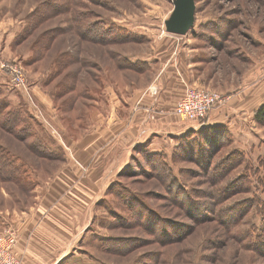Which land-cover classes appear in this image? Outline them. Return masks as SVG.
<instances>
[{
	"label": "rangeland",
	"instance_id": "obj_1",
	"mask_svg": "<svg viewBox=\"0 0 264 264\" xmlns=\"http://www.w3.org/2000/svg\"><path fill=\"white\" fill-rule=\"evenodd\" d=\"M178 2L0 0V64L19 66L24 75L14 87L0 67V99L32 130L19 129L17 137L0 128V145L26 178V187L0 179L2 221L33 205L52 174L69 166L61 132L80 138L96 109H110L111 86L126 98L150 81L153 71L143 70L151 52L176 42L168 29ZM194 2L184 39L204 60L201 83L191 87L223 95L221 104L227 89L254 79L264 85V0ZM32 17L40 21L28 31ZM256 127L242 138L214 126L208 148L188 131L177 143L189 151L196 137L192 154L134 156L91 210L74 212L78 234L61 264H264V122ZM37 138L52 157L30 149ZM67 224L65 215L59 226Z\"/></svg>",
	"mask_w": 264,
	"mask_h": 264
},
{
	"label": "crops",
	"instance_id": "obj_2",
	"mask_svg": "<svg viewBox=\"0 0 264 264\" xmlns=\"http://www.w3.org/2000/svg\"><path fill=\"white\" fill-rule=\"evenodd\" d=\"M187 32L175 34V43L159 45L151 52L143 71L153 73L145 85H136L126 98L111 86L110 109L106 114L96 109L80 138L61 132L58 141L64 164L69 166L52 174L28 209L10 220L0 218V230L11 225L17 232L14 252L21 257L20 264H61L78 234L73 231L78 223L72 219L74 212L79 216L81 210H91L112 186V179L126 170L142 149L166 156L177 150V142L191 130L223 127L232 137L238 134L243 138L257 129L254 112L264 103V85L255 79L223 91L228 99L204 119L184 120L175 114L174 105L184 91L201 83L199 64L204 58L186 44ZM70 177L73 180L69 182ZM65 215L70 219L66 228L59 226Z\"/></svg>",
	"mask_w": 264,
	"mask_h": 264
},
{
	"label": "trees",
	"instance_id": "obj_3",
	"mask_svg": "<svg viewBox=\"0 0 264 264\" xmlns=\"http://www.w3.org/2000/svg\"><path fill=\"white\" fill-rule=\"evenodd\" d=\"M38 19H39V17H36V23H34V19L32 17V20H31L32 24H30L28 26V31H30V29H32L36 24H38V22L40 21V19H39V21H38ZM74 28L76 29L75 25H74ZM93 36H96L93 39H97V40H100L102 42L103 41L105 42L108 39V36H106V35H103L101 37L99 35H93ZM102 37H104V38H102ZM127 38H129V37L123 38L121 41L126 40L127 42H129V39H127ZM118 64L122 65L120 62ZM123 65H125L127 67L135 68V66L127 60L124 61ZM137 68H141V67H137ZM137 68H135V69H137ZM254 118L256 121H263L264 122V103L260 104L257 107V109L254 112ZM0 128L11 133V134H13V135H15V136H17V137H22L21 133L19 132V129L20 130L23 129L26 131L28 130L27 132L32 131L31 127L28 128L26 121L23 119V117H22L21 113L18 111V109L10 108L9 102L4 100V99H0ZM208 129H209L208 131L207 130H204V131L191 130L190 131V134H193V133L198 134L197 136L199 138H201L200 143H202V146H207L206 148L212 147L211 138H213V140H215L214 137L217 138V134H215V135L213 134V131L211 130L212 128L210 127ZM29 134L31 135V133H27L25 135V137H27ZM35 140L36 141H31L28 144L30 149L33 152H35L36 154H38L40 156H45V157H52L53 154H55L54 152H51L48 150V147L43 143V141L41 139L37 138ZM195 141L197 142V138L191 137V141H189V144L187 145V149L189 148V151L186 149H182V146H180L178 144L177 150L175 151L174 154H176V152H179V155H182V156L186 155V154H192L191 148H195V144H194ZM218 143H219V141H218ZM144 150L145 149H142L140 151V154H141V156L145 157V159L152 160V158H154V157H156V155H158L157 152H150V151L144 152ZM139 162L140 161H138L137 163H139ZM130 166H128V168H130ZM147 166H148L147 168H152V167H154V164L148 163ZM128 168H126V170ZM22 171H23L22 167L16 163V161L13 157H10L7 149L4 148L2 145H0V179L10 180L12 182H15L17 184H21L24 187H26V178L21 176ZM120 174H122V173H120ZM113 184H114V182H113Z\"/></svg>",
	"mask_w": 264,
	"mask_h": 264
},
{
	"label": "built area",
	"instance_id": "obj_4",
	"mask_svg": "<svg viewBox=\"0 0 264 264\" xmlns=\"http://www.w3.org/2000/svg\"><path fill=\"white\" fill-rule=\"evenodd\" d=\"M0 67L8 74L9 83L14 87L24 83V75L19 66L1 63ZM223 97L221 94L206 89L191 87L176 101L174 111L183 119L201 120L223 100ZM16 242V230L11 225L2 227L0 230V264L21 263V257L14 252Z\"/></svg>",
	"mask_w": 264,
	"mask_h": 264
},
{
	"label": "water",
	"instance_id": "obj_5",
	"mask_svg": "<svg viewBox=\"0 0 264 264\" xmlns=\"http://www.w3.org/2000/svg\"><path fill=\"white\" fill-rule=\"evenodd\" d=\"M194 0H179L177 13L169 25V31L184 34L194 22Z\"/></svg>",
	"mask_w": 264,
	"mask_h": 264
}]
</instances>
